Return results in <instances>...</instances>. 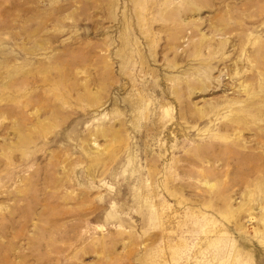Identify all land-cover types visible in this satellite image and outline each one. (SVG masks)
<instances>
[{
	"label": "rangeland",
	"instance_id": "374dc122",
	"mask_svg": "<svg viewBox=\"0 0 264 264\" xmlns=\"http://www.w3.org/2000/svg\"><path fill=\"white\" fill-rule=\"evenodd\" d=\"M0 264H264V0H0Z\"/></svg>",
	"mask_w": 264,
	"mask_h": 264
}]
</instances>
